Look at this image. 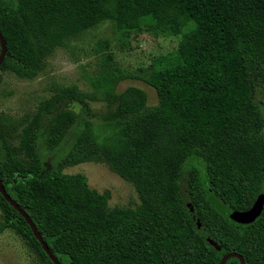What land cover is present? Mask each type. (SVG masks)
<instances>
[{
	"label": "trees",
	"instance_id": "obj_1",
	"mask_svg": "<svg viewBox=\"0 0 264 264\" xmlns=\"http://www.w3.org/2000/svg\"><path fill=\"white\" fill-rule=\"evenodd\" d=\"M108 22L180 36L143 78L158 103L136 86L117 91L137 76L108 54L91 81L105 109L71 89L42 100L22 130L27 164L0 126L7 194L60 264H219L230 253L264 264V207L251 222L237 218L264 189V0H0V72L35 79L69 38ZM92 162L132 183L141 207L111 209L110 192L64 171ZM0 209V232L54 264L1 192Z\"/></svg>",
	"mask_w": 264,
	"mask_h": 264
},
{
	"label": "rangeland",
	"instance_id": "obj_2",
	"mask_svg": "<svg viewBox=\"0 0 264 264\" xmlns=\"http://www.w3.org/2000/svg\"><path fill=\"white\" fill-rule=\"evenodd\" d=\"M180 36L154 33L147 28L136 31L120 30L108 22L97 29L73 36L65 48H58L46 57L37 78H19L13 73L0 72V126L20 160L27 164L20 150L24 126L32 119L39 104L63 89L77 90L87 96L94 111H103L92 79L104 72L106 56L113 55L111 65L120 72L132 73L137 79L122 80L117 91L130 86L146 91L149 106L158 103L156 91L143 78L150 72L155 59L173 54ZM107 42L109 49L101 44ZM65 173L83 174L90 187L100 193L110 192L109 207L139 208L141 201L132 183L112 172L103 163H82L66 166ZM4 213L0 209V225ZM0 264H44L39 252L12 230L0 232Z\"/></svg>",
	"mask_w": 264,
	"mask_h": 264
},
{
	"label": "water",
	"instance_id": "obj_3",
	"mask_svg": "<svg viewBox=\"0 0 264 264\" xmlns=\"http://www.w3.org/2000/svg\"><path fill=\"white\" fill-rule=\"evenodd\" d=\"M0 40L2 42V55L0 57V66H1L3 61H4V59H5V57H6V52H7L6 41H5V38L3 37V35L1 34V32H0ZM0 192L2 193L4 198L9 203H11V205L14 206V208H16L22 214V216L26 219V221L28 222V224L32 228L33 233L36 236L37 240L40 242V244L42 245L44 251L50 257L52 262L54 264H60V262L57 260V258L51 252V250H50L49 246L47 245V243L44 241L43 237L38 232L36 226L34 225L32 220L30 219L28 214L7 194L5 188H4L3 184H2L1 179H0ZM263 207H264V189H263L262 193L260 194L259 198L257 199L256 203L254 204V206L247 212H243V213L237 214V218L239 220L243 221V222H251V221L255 220L261 214V212L263 210ZM233 257L239 258L240 261H241V264H246L245 260L239 254H236V253L227 254L219 262V264H225L230 258H233Z\"/></svg>",
	"mask_w": 264,
	"mask_h": 264
}]
</instances>
